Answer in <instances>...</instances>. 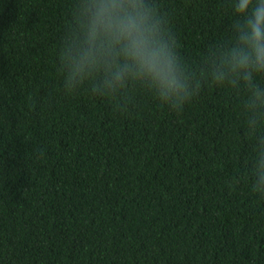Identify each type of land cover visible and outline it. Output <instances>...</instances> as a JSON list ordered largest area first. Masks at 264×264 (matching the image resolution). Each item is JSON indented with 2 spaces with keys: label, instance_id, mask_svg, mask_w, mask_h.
I'll return each mask as SVG.
<instances>
[{
  "label": "trees",
  "instance_id": "obj_1",
  "mask_svg": "<svg viewBox=\"0 0 264 264\" xmlns=\"http://www.w3.org/2000/svg\"><path fill=\"white\" fill-rule=\"evenodd\" d=\"M0 264H264V0H0Z\"/></svg>",
  "mask_w": 264,
  "mask_h": 264
}]
</instances>
